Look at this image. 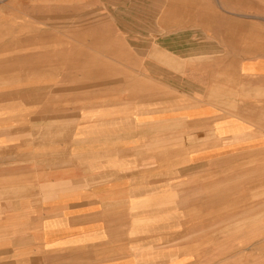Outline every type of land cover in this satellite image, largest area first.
I'll return each mask as SVG.
<instances>
[{
	"label": "crops",
	"instance_id": "1",
	"mask_svg": "<svg viewBox=\"0 0 264 264\" xmlns=\"http://www.w3.org/2000/svg\"><path fill=\"white\" fill-rule=\"evenodd\" d=\"M113 1L100 95L0 136V264H235L264 241V0Z\"/></svg>",
	"mask_w": 264,
	"mask_h": 264
},
{
	"label": "rangeland",
	"instance_id": "2",
	"mask_svg": "<svg viewBox=\"0 0 264 264\" xmlns=\"http://www.w3.org/2000/svg\"><path fill=\"white\" fill-rule=\"evenodd\" d=\"M0 1V136L26 143L35 118L46 125L75 116L109 84L111 48L125 41L115 31L129 17L113 0ZM252 198L264 206V186ZM224 244L235 264H264V241Z\"/></svg>",
	"mask_w": 264,
	"mask_h": 264
},
{
	"label": "bare ground",
	"instance_id": "3",
	"mask_svg": "<svg viewBox=\"0 0 264 264\" xmlns=\"http://www.w3.org/2000/svg\"><path fill=\"white\" fill-rule=\"evenodd\" d=\"M0 3L2 4V1H0ZM8 60V59H7ZM6 60V61H7ZM9 62V61H8ZM7 62V63H8ZM2 63H4V61H2ZM0 64H1V62H0ZM2 68V67H1ZM7 68V67H6ZM11 69H13V68H11ZM1 70V69H0ZM3 70V69H2ZM9 70V69H8ZM11 72L13 71V70H10ZM1 72V71H0ZM6 72H7V70L5 71V74H6ZM21 72V71H20ZM4 74V73H3ZM1 75V74H0ZM36 88V87H35ZM9 94V93H8ZM5 96H6V94H5ZM3 97V96H2ZM21 104V103H20ZM41 109V108H40ZM45 110V109H44ZM42 111V110H41ZM47 111V110H46ZM41 113H43V112H41ZM50 124V123H49ZM23 127V126H22ZM21 128V127H20ZM19 128V129H20ZM23 129H24V127H23ZM26 129V128H25ZM14 130H16L15 128H14ZM18 130V129H17ZM20 131V130H19ZM9 135V134H8ZM11 135V134H10ZM31 136V135H30ZM32 147V146H31Z\"/></svg>",
	"mask_w": 264,
	"mask_h": 264
}]
</instances>
